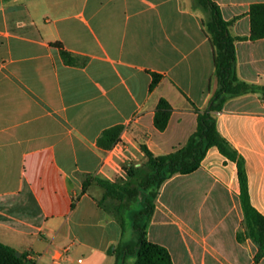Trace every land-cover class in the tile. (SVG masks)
<instances>
[{
  "label": "crops",
  "instance_id": "obj_1",
  "mask_svg": "<svg viewBox=\"0 0 264 264\" xmlns=\"http://www.w3.org/2000/svg\"><path fill=\"white\" fill-rule=\"evenodd\" d=\"M212 1L234 37L236 77L255 88L227 97L216 127L264 217V38L250 39L248 15L264 0ZM207 13L196 0H0V242L34 264H115L107 250L133 231L98 206L92 179H123L144 161L141 145L166 154L195 130L194 108L217 88ZM160 98L171 106L163 131ZM114 126L116 143L99 146ZM242 224L236 164L210 147L162 184L146 238L173 264H264Z\"/></svg>",
  "mask_w": 264,
  "mask_h": 264
},
{
  "label": "trees",
  "instance_id": "obj_2",
  "mask_svg": "<svg viewBox=\"0 0 264 264\" xmlns=\"http://www.w3.org/2000/svg\"><path fill=\"white\" fill-rule=\"evenodd\" d=\"M209 13L205 22V31L212 46L214 77L217 88L211 94L207 106L196 112L195 130L179 148L166 154L154 155L145 145H141L144 161L139 166L130 165L125 168V178L107 180L94 177V181L103 194L97 200L100 207H106L114 213L122 232L126 214L130 219L133 239L119 241L107 252L115 257V264H128L130 255L135 257L132 264H173L170 254L164 246L150 242L146 238V227L154 211V199L162 184L176 174H188L195 171L210 147H215L228 160L235 162L239 182V199L243 212L244 234L258 246V256L264 255V217L252 206L248 193L247 175L244 159L217 130L214 112L219 111L227 97L254 91V87L238 80L235 74L234 37L220 13V9L212 0H196ZM250 39L264 38V3H253L249 6ZM60 54L63 60L70 63V53L61 45ZM160 75L152 73L150 89L158 82ZM264 97V86L259 88ZM171 113V106L164 98L157 102L153 125L163 131ZM122 130L114 126L102 132L98 145L103 148L112 147ZM89 179L83 181V190ZM135 209L131 211L130 207ZM241 239V233H237ZM34 264L24 253L16 255V250L0 242V264Z\"/></svg>",
  "mask_w": 264,
  "mask_h": 264
},
{
  "label": "rangeland",
  "instance_id": "obj_3",
  "mask_svg": "<svg viewBox=\"0 0 264 264\" xmlns=\"http://www.w3.org/2000/svg\"><path fill=\"white\" fill-rule=\"evenodd\" d=\"M208 16V13L206 14ZM131 211H133L135 209L134 205H131L130 207ZM128 214H126V221L127 222H130V219L128 218L127 216ZM17 251V250H16ZM19 252V251H18ZM135 257L133 255H130L128 258H127V262H129L128 264H132L133 261H134Z\"/></svg>",
  "mask_w": 264,
  "mask_h": 264
},
{
  "label": "water",
  "instance_id": "obj_4",
  "mask_svg": "<svg viewBox=\"0 0 264 264\" xmlns=\"http://www.w3.org/2000/svg\"><path fill=\"white\" fill-rule=\"evenodd\" d=\"M20 254H21L20 252L16 251V255H17V256H20ZM27 263H28V264H31L30 261H28Z\"/></svg>",
  "mask_w": 264,
  "mask_h": 264
}]
</instances>
